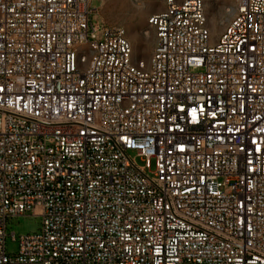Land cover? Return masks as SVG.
<instances>
[{"label":"built area","instance_id":"2783aa9c","mask_svg":"<svg viewBox=\"0 0 264 264\" xmlns=\"http://www.w3.org/2000/svg\"><path fill=\"white\" fill-rule=\"evenodd\" d=\"M90 4L0 0V264H264V0H166L148 59Z\"/></svg>","mask_w":264,"mask_h":264},{"label":"rangeland","instance_id":"374dc122","mask_svg":"<svg viewBox=\"0 0 264 264\" xmlns=\"http://www.w3.org/2000/svg\"><path fill=\"white\" fill-rule=\"evenodd\" d=\"M166 0H91V8L96 10L92 22L120 27L126 32L133 55L139 59H148L153 48L154 34L147 26V20L153 14L163 11ZM209 27L219 32L230 14L236 9L239 0H204ZM215 30V31H214ZM144 34H146L144 36ZM129 156L133 158L134 152ZM138 166H144V160L135 158ZM154 163L150 162V171ZM41 227V218L30 213L6 220L5 254L13 257L18 251L19 238L36 234ZM13 237V240H12Z\"/></svg>","mask_w":264,"mask_h":264},{"label":"bare ground","instance_id":"6f19581e","mask_svg":"<svg viewBox=\"0 0 264 264\" xmlns=\"http://www.w3.org/2000/svg\"><path fill=\"white\" fill-rule=\"evenodd\" d=\"M215 31V30H214ZM146 34H144V36H145Z\"/></svg>","mask_w":264,"mask_h":264}]
</instances>
